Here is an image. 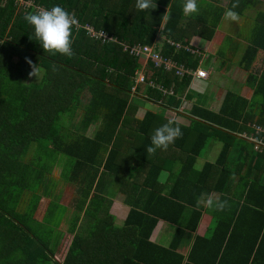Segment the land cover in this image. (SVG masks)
I'll list each match as a JSON object with an SVG mask.
<instances>
[{"label":"trees","instance_id":"16d2710c","mask_svg":"<svg viewBox=\"0 0 264 264\" xmlns=\"http://www.w3.org/2000/svg\"><path fill=\"white\" fill-rule=\"evenodd\" d=\"M203 1L197 0L198 13L185 15L184 0H153L156 7L144 11L136 0H0V264H264V65L250 68L257 52H264V8L253 17L248 11L259 0H206L201 6ZM57 4L77 21L70 57L44 51L23 19L34 7ZM227 9L237 21L253 24L234 61L247 76L235 91L225 90L218 110L202 99L192 101L198 93L188 90L191 74L180 77L150 61L146 82L131 89L142 62L120 42L153 46L191 70L209 63L220 69L229 61L225 54L215 66L211 54L192 51L197 47L191 40L210 41ZM85 24L117 41L94 40ZM30 68L33 77L26 81ZM149 80L174 92L149 86ZM242 86L251 90L250 99L240 95ZM133 97L156 108L138 117ZM186 99L192 101L187 112L180 110ZM169 113L188 118V124ZM169 120L183 135L165 150L147 152L153 131ZM216 140L217 157L197 169L196 160ZM48 175L57 180L47 184ZM65 183L77 194L67 227L71 238L56 256L51 244L67 210L60 202ZM43 193L50 199L37 219ZM201 193L228 206L216 212L197 205ZM115 196L128 206L121 220L110 213ZM203 213L210 215L205 232L194 234L181 253ZM159 220L172 228L166 245L151 241Z\"/></svg>","mask_w":264,"mask_h":264},{"label":"rangeland","instance_id":"374dc122","mask_svg":"<svg viewBox=\"0 0 264 264\" xmlns=\"http://www.w3.org/2000/svg\"><path fill=\"white\" fill-rule=\"evenodd\" d=\"M19 2H21V1L19 0ZM21 4H24V3L21 2ZM255 10L260 11L261 8L259 9L256 7V8H254L253 11L255 12ZM224 19H225V15H223V17H222V21H221L220 26L225 27V25H226L227 28L235 29L236 30L235 35L232 34L230 31L227 32V30H225V31L219 30V31L215 32L212 42L207 43L209 48H207L204 41H199L200 43H202L203 48H207V49H200L202 52L201 56H204L205 58H209L208 54H211L213 56V57H211L212 58L211 60H212V62H214L213 64L215 66L218 65L221 61V58H220L221 53L220 52L225 54L224 58L229 59V61L226 63V65L224 67H221L220 69H216V67L211 65V63H209L210 65H208L207 69L204 68L209 73L210 81H209V85H206L203 88V91L205 90L206 93H209V94L205 97L194 96L195 98H199V99H203V100L210 98L209 102H210V104H212L213 107L220 104V102L223 99V95H224V92L226 89H231L232 91H235V89L237 88V83L242 84L244 82L246 76H247V73H248L247 71L240 69L236 65V62H234V61H237L241 57V53H242L243 48L245 46V43L242 42V40L249 41L250 30L248 28L250 27V24L252 23V21H249L248 22L249 27L245 28L247 23L243 22L242 20H239V21L236 20L235 22H230L229 20H224ZM243 23H244L245 27L242 25ZM235 49L237 50V52L235 51ZM217 52L219 53L220 56L217 55ZM263 65H264V52L258 51L255 59L253 60L251 66H250L251 71L254 72L255 70L261 69ZM32 77H33V70H31V68H30L29 73L26 74V81L31 80ZM195 89L196 88H191V89H190V87L188 88V90L192 94L195 93L196 91H200V90H195ZM239 92H240L241 96L245 97L246 99H250L251 90L248 87L242 86V88H240ZM187 101H188V99L185 100V102H187ZM130 104H131V106L135 105L138 107L137 110L139 113H141L140 115L139 114L136 115L138 117L142 116L144 110H147L148 108H152L151 103L146 102L144 100H140L136 97H133L131 99ZM205 104H206V102H205ZM80 116H81V111L78 110L77 113H75L74 120L78 121L80 119ZM168 117H171V119H176L177 121L179 120L178 117L174 118L173 114H171V113H169ZM179 122H183L185 124H188V118L181 117V120ZM96 125L97 124H92V126H96ZM220 148H221V142H219L217 140L212 141L210 143V145L207 147V149L203 152V156L196 160L195 167L197 169H199L201 167L203 161H206V159H207V161H210V162L214 161V159L217 157V155L220 151ZM143 171L140 174L139 179L142 178ZM46 179H48L47 184H50V179L51 180H55V179L57 180V176L56 175H52V176L48 175L46 177ZM76 194L77 193H76V189L74 186H70L67 183L62 185L61 200H62V202L67 204V206L69 207L68 208L69 211L67 212L66 216L62 217L60 227H58L53 233V240H52L51 247L52 248H59L62 250L61 253H58L56 256H61L63 254V251L66 250L68 243H69V240L71 238L70 234L67 232V227H68L69 221L72 217V201L75 198ZM43 195H44V193H43ZM28 197H29V194H27V193H25L23 195V199H22V202L20 205V209H22V207L25 206V204L27 203ZM47 204H48V201L45 203V205H47ZM45 205H44V203L41 205H38V208L36 211V216H38V217L41 216ZM202 224H204V222H202ZM59 235L63 236V237L60 238Z\"/></svg>","mask_w":264,"mask_h":264},{"label":"clouds","instance_id":"9594fccd","mask_svg":"<svg viewBox=\"0 0 264 264\" xmlns=\"http://www.w3.org/2000/svg\"><path fill=\"white\" fill-rule=\"evenodd\" d=\"M155 7L156 4L153 3V0H136V8L140 11ZM233 8H235V4H233ZM183 12L185 15L198 13L197 0H184ZM224 15L231 20L237 19V14L232 9H227ZM23 19L32 27L35 39L44 51L59 53L68 57L73 55L71 34L76 21L70 12L57 4L48 9L28 13ZM122 43L120 42V44ZM182 135L181 127L169 120L153 131L150 137L151 144L146 151L165 150ZM196 203L197 205L202 203L204 207L216 212H221L228 206L227 200H221L210 193H201Z\"/></svg>","mask_w":264,"mask_h":264},{"label":"crops","instance_id":"0c3cea01","mask_svg":"<svg viewBox=\"0 0 264 264\" xmlns=\"http://www.w3.org/2000/svg\"><path fill=\"white\" fill-rule=\"evenodd\" d=\"M201 3H202V4H201V6H202L203 4H207V1L205 0V1L201 2ZM256 7L259 8V9H260V8H264V0H259V1L257 2ZM248 13H249V15H253V17L257 14L256 12H253V9H252V8L249 9ZM240 20H241V19H240ZM221 21H222V18H221ZM221 21H220V23H219V26H220V24H221ZM242 21L247 23L246 27L244 26V23L242 24L245 28L249 27L248 22L251 21V20H249V21H247V20H242ZM252 24H253V21H252ZM252 24H251V25H252ZM248 29H250V27H249ZM219 30H223V31H225V30H227V28H225V27H221V26H220V27L216 30V32L219 31ZM227 31H229V30H227ZM227 36H228V35H227ZM213 38H214V36H213ZM213 38H212L210 41H208V40H206V39H200V38H198V37H194V38L191 40V44H192L194 47H197L198 50H196V49H195V50H196L197 53H199V54L201 55L202 52H201L200 49H207V48H209V46L207 45V43L212 42ZM157 39H158V41H159L160 39H162V36H158ZM199 41H204V42H205V45L207 46V48H203V47H202V43H200ZM242 42H244V40H242ZM197 45H198V46H197ZM202 51H203V50H202ZM202 58H203V57H202ZM202 58H200L199 63H202V62H203ZM197 68H199V67H197ZM240 69H241V68H240ZM242 70H243V69H242ZM209 81H210V78H209V73H208V77H207L206 79H204V80H203L202 78H192V80H191V82H190V84H189V87H190V89H191V88H196L195 90H200V91H196L198 94H199V93H204V92H206V91H205V90L203 91V88H204L206 85H209ZM198 94L195 95V96H200V95H198ZM208 94H209V93H206V95H208ZM202 97H203V96H202ZM194 99H195V97H193L192 101H193ZM202 100H203V99H202ZM192 101H191V102H190V101H187V102L184 101L183 104H182V106H181V108H180V110H182V111H186V112L189 111V110H190V106H191V104H192ZM203 101L206 102V104H204V106H206V107H210L212 110H215V111L218 110V107L220 106V104H219V105L213 107L212 104H210V102H209V98L204 99ZM151 105H152V104H151ZM187 106H188L189 108H188ZM152 107H155V108H156V106H153V105H152ZM138 114L140 115L141 113L137 112L136 115H138ZM173 117L176 118L175 115H173ZM177 117H178L179 120H181V116H177ZM214 160H215V159H214ZM206 161H207V159H206ZM212 162H213V161H212ZM160 179H163V176L160 177ZM49 199H50V197H49L48 195L45 194L44 196H42V198H41V200H40V202H39V205H41V204H43V203H44V205H45V203H46L47 201H49ZM60 202H61L63 205L67 206V204H65L64 202H62L61 199H60ZM45 208H46V205H45V207H44V209H43L42 214H41L40 217L36 216V214H35V217H36L37 219H41V217H42V215H43V212H44ZM68 208H69V207L67 206V210H66L64 216L67 215V212L69 211ZM127 211H128V206L123 202V199H121L120 196L112 197V203H111V206H110V213L113 214V215L116 217V220L124 219L125 216H126V214H127ZM72 212H73V210H72ZM202 220H203V221H202ZM209 220H210V215H209L208 213H203V215H202V217H201V220H200V223H199L197 229L195 230V232H192L190 235H187V237L185 238L186 240L183 241L182 247L179 249V251H180L181 253L186 254V252H187V250H188V247H189V245H190V242H191L192 237H193L194 234L202 235V234L205 232V229H206V227H207V225H208ZM202 222H204V224H202ZM59 227H60V225H59ZM171 233H172V228H171V226H170L169 224H167L165 221H163V220H159L158 223H157V225L155 226L153 232H152V235H151V241H154V242H155V241H156V242H161V243H163L164 245H166V243H168V242L171 240ZM59 237L62 238L63 236H60V235H59ZM59 245H60V244H59ZM54 250H55V252H56V255H57L58 253H61V251H62V250L59 249V248H54Z\"/></svg>","mask_w":264,"mask_h":264},{"label":"built area","instance_id":"2783aa9c","mask_svg":"<svg viewBox=\"0 0 264 264\" xmlns=\"http://www.w3.org/2000/svg\"><path fill=\"white\" fill-rule=\"evenodd\" d=\"M22 2V0H21ZM37 11L43 9L42 7H34ZM77 23V21H76ZM75 23V24H76ZM83 28H85L87 35H89L94 40H98L100 42H108V41H117L116 37L107 33L106 31L102 29H95L94 27L85 24L83 25ZM168 43L173 44V41L168 40ZM123 47V50L127 51L130 55L139 58L142 62V67L135 72L134 76V82L133 86L131 87L132 90L135 89L136 85L138 83H145L146 82V75L144 74V65L150 61L155 67L163 66V68L167 70L175 69V74L179 75L180 77L184 76L185 74H191L192 78H202L206 79L208 77V72L199 66V68H196L195 70H191L185 66L177 65L176 62L171 60L170 58L163 57L162 54L159 53L158 50L154 49L153 46H149L146 44H140V43H134V44H121ZM176 48H179L181 45L178 43H175ZM184 48V47H183ZM187 48V47H185ZM198 50V49H196ZM196 50H192L195 52ZM149 86H154L158 88L159 90H162L163 92H168L172 94L174 91L172 89L166 90L163 89V87L160 84H154L152 80H149L147 82ZM260 129V127H258ZM261 140V139H260ZM257 140V145L261 144V141Z\"/></svg>","mask_w":264,"mask_h":264}]
</instances>
